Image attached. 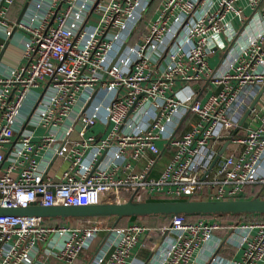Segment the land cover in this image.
I'll return each instance as SVG.
<instances>
[{
    "label": "built area",
    "instance_id": "obj_1",
    "mask_svg": "<svg viewBox=\"0 0 264 264\" xmlns=\"http://www.w3.org/2000/svg\"><path fill=\"white\" fill-rule=\"evenodd\" d=\"M151 1L0 0V207L236 199L264 187V1L161 0L146 19ZM97 123L105 129L89 133ZM55 158L66 161L58 177ZM217 216L173 214L138 264H193L204 245L203 264H264V219ZM50 219L1 214L0 264H136L132 248L153 231ZM224 243L241 257L221 256Z\"/></svg>",
    "mask_w": 264,
    "mask_h": 264
},
{
    "label": "water",
    "instance_id": "obj_2",
    "mask_svg": "<svg viewBox=\"0 0 264 264\" xmlns=\"http://www.w3.org/2000/svg\"><path fill=\"white\" fill-rule=\"evenodd\" d=\"M27 1L23 5L25 9ZM22 14V13H21ZM20 17V16H19ZM257 99V98H256ZM254 100V102L256 101ZM253 102V103H254ZM249 109L245 111L238 122L242 125ZM79 129V127H76ZM237 127L233 130L236 132ZM228 140H226L211 166L223 153ZM218 214V213H264V197H249L236 199H188L181 198L175 200L152 199V200H134L132 197L120 202H100L98 204L88 205H53L44 206L31 204L27 207H0L1 214H15L22 216H39L43 218L55 217H109L116 225L123 217L151 215V214Z\"/></svg>",
    "mask_w": 264,
    "mask_h": 264
},
{
    "label": "crops",
    "instance_id": "obj_3",
    "mask_svg": "<svg viewBox=\"0 0 264 264\" xmlns=\"http://www.w3.org/2000/svg\"><path fill=\"white\" fill-rule=\"evenodd\" d=\"M160 1L161 0H152L151 1V5L149 6V10H148V12L146 14V19L152 18V17H154L156 15V13H157L156 8L159 5ZM241 4H245V1L241 0ZM16 11H15V8L12 10V16L14 15V13ZM246 12H248V10H246ZM227 18L231 19V21L233 22L235 27H239V22L234 16H232L231 14H228ZM141 31H143V23L142 22L139 24L138 31H136L135 36L133 37L132 41L130 40V43L134 42L135 38L137 37V35ZM216 59H217V62H218L217 55L215 54L214 56L209 58V63L211 64V60H216ZM217 62H216V64H217ZM211 65L214 66V64H211ZM100 95H102V94L99 93L98 96H100ZM242 125H243V127L241 129H244L245 126H244L243 123H242ZM88 129H89L88 130L89 133L90 132H94L95 133V132H98V131L100 132V131H103L105 129V125L101 124V123H97V124H95L94 126L88 128ZM37 132H40V130H37ZM160 145H161V148H163L164 144L160 143ZM220 147H219V149H220ZM163 151L164 152L162 153V155H161V157L159 159V163L160 164L158 166L163 165V163H165V161H167V159H168V157L170 155V151L169 150L163 149ZM49 166H50L49 169L51 171L55 170V176L58 177L60 175L62 169L66 166V161H63L60 158H55V159L51 160ZM255 189H258V190L261 189L264 192V187L263 186L261 187L260 185H257V184H251V185H249L247 187V191L250 192V193H253V190H255ZM106 219H107V221H109L110 223L113 224L112 218L106 217ZM217 219H219L223 223L239 222V221H234L230 216H220V215H218ZM119 221H118V223H119ZM144 221H143L144 224H150L154 229H152L153 231L151 233H148L147 235L141 236L140 241L132 248V251H133L132 257H134L133 260H134V263H136V264H138L142 260H146L147 258L150 257V254L153 252V249L156 248L155 246H156V244H157V242L159 241V238H160V236L157 233V228L167 224V222H168L165 217L160 216V215L153 216V217L152 216L151 217H147ZM126 222H128V218H126V220H122V222H120L119 224H123V223H126ZM240 222H241V220H240ZM223 235H224V231L223 230L216 232V236H219V237L222 238ZM225 235H226V233H225ZM207 247H208L207 245H204V247L194 250V254H193V258H192L193 264H203L204 263L205 256L207 255V250H206ZM218 253L221 256L225 257V258H240L241 254H242V248L234 246V245H230V244H227V243H224V244H222L220 246V248L218 250Z\"/></svg>",
    "mask_w": 264,
    "mask_h": 264
},
{
    "label": "trees",
    "instance_id": "obj_4",
    "mask_svg": "<svg viewBox=\"0 0 264 264\" xmlns=\"http://www.w3.org/2000/svg\"><path fill=\"white\" fill-rule=\"evenodd\" d=\"M248 192V191H247ZM245 193L244 195L241 196V198H249V197H264V192L262 190H258V189H255L253 190V193ZM157 215H160V216H163L167 219V224L169 223L170 219H171V216L173 214H151V215H139V216H130V217H123L120 221L122 222V220H126V218H128V222L126 223H123V224H117L119 226L121 225H125L131 221H139L141 223H144L145 219L147 217H153V216H157ZM186 219H190V220H193V219H197L201 216H208V215H213V214H184ZM217 215H220V216H230L234 221H249V220H258V219H264V213H218ZM50 222L51 219L50 218H45V222ZM144 221V222H143ZM54 222L56 223H61V221H56L54 220ZM147 226H149L150 228L154 229L150 224H145ZM166 225V224H165ZM161 227V226H160ZM159 228V227H158ZM157 228V229H158Z\"/></svg>",
    "mask_w": 264,
    "mask_h": 264
},
{
    "label": "flooded vegetation",
    "instance_id": "obj_5",
    "mask_svg": "<svg viewBox=\"0 0 264 264\" xmlns=\"http://www.w3.org/2000/svg\"><path fill=\"white\" fill-rule=\"evenodd\" d=\"M56 221H61V224H68L72 225L75 223H82V224H87V220L83 219V217H55L53 218Z\"/></svg>",
    "mask_w": 264,
    "mask_h": 264
},
{
    "label": "rangeland",
    "instance_id": "obj_6",
    "mask_svg": "<svg viewBox=\"0 0 264 264\" xmlns=\"http://www.w3.org/2000/svg\"><path fill=\"white\" fill-rule=\"evenodd\" d=\"M216 62H217V59L216 60H211V64H216ZM250 122V117H247L246 119H245V121H244V126H246L248 123ZM110 200H111V197H109L108 199H107V202H110Z\"/></svg>",
    "mask_w": 264,
    "mask_h": 264
}]
</instances>
